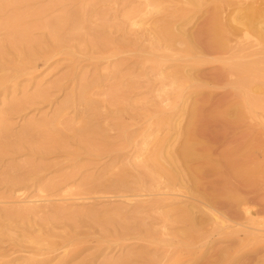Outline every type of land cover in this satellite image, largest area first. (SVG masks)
Listing matches in <instances>:
<instances>
[{"label": "rangeland", "instance_id": "obj_1", "mask_svg": "<svg viewBox=\"0 0 264 264\" xmlns=\"http://www.w3.org/2000/svg\"><path fill=\"white\" fill-rule=\"evenodd\" d=\"M195 1L0 0V264H264V38L210 46L236 0ZM193 112L213 158L248 146L249 214L153 171Z\"/></svg>", "mask_w": 264, "mask_h": 264}, {"label": "bare ground", "instance_id": "obj_2", "mask_svg": "<svg viewBox=\"0 0 264 264\" xmlns=\"http://www.w3.org/2000/svg\"><path fill=\"white\" fill-rule=\"evenodd\" d=\"M192 2L195 3L196 1L192 0ZM220 8L221 7H216L214 9L212 16L206 20L205 25H204L205 28L203 30L208 35L210 46L213 47L214 44H224L225 45L227 42L231 41V36H234L237 31H238L237 33H239V30H241V32L242 30L243 31L244 30H255L256 32H258V36L261 35L260 37L264 38V0H236L235 8L233 9V11L231 13L228 12L229 14L226 13L225 11L227 16L226 15L223 16L224 11L222 12ZM162 30L165 35L172 34V32L170 31L172 30V28H169L168 26H165ZM248 62H244V63L247 64ZM241 64L243 65V63ZM237 65L239 66L238 63ZM242 65L241 67L236 68L238 73H241V72L243 73L244 70L248 68L246 67L245 69V67H242ZM249 68H251V66ZM235 83L237 87L239 88L246 86V82L242 76ZM247 83L249 82L247 81ZM236 89L238 91V88ZM225 117L223 116L226 123L231 124V119L229 118L226 119ZM194 119H195V114L193 112L190 116L188 126L185 132L183 130L185 138H184V143L181 146V149L177 153L171 152L169 154L171 156L167 158L168 162H170L171 164H174L175 166L177 162H190V166H187L184 169H181L180 167L176 166L175 169H179L180 171L172 173L171 171L166 169L164 163L161 161L159 152H155L150 158L152 162L151 165H152L153 171L155 172L157 171L159 173L162 172L165 175V177L171 182H179V184L180 183L182 184V181H184V184H187L185 185V189L188 194V199L191 201L189 205L187 206L191 214H192V211H191L192 209H196L197 212L203 214L204 213L203 210L198 208V205H201L204 209L206 208L205 210H209V212L211 211L210 213L218 221L220 219V217L219 219H217L218 213H213V212L217 211V208H219L221 205H224V204H227L228 205L227 208H230V210L233 209L235 212H237L240 209L243 211V213L249 214L250 210L244 206V204L248 200L249 195L251 194L249 183H248L249 179L243 178L237 173L238 168H240L241 166L247 163V159L250 154L248 146H243V148L233 147L231 149H228L226 152L224 151V154L221 156V158L220 156H219V159L213 158L211 154L208 152L207 146L203 143V141L199 137L200 135L196 137L198 134V133L196 134V129L191 127L192 123L194 122ZM31 143L30 145H32ZM209 147L211 148V146ZM214 171L219 172V177H216L218 180H215V179L208 180L209 177H205V175L207 173L208 174L213 173ZM213 175L214 174H212L211 176ZM123 181L124 180L122 177H119L116 180L117 183H123ZM234 211L232 212L235 213ZM183 217H188L189 220L191 221L190 214L185 213L183 214ZM184 219H187V218H184ZM228 221H231V220H228ZM235 226H237V224ZM241 228L243 227L241 226ZM127 261L129 260L127 259ZM127 261L125 260V262Z\"/></svg>", "mask_w": 264, "mask_h": 264}]
</instances>
